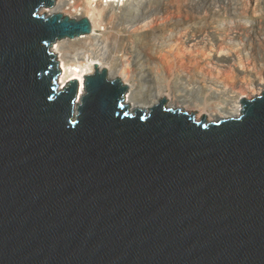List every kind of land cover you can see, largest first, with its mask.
<instances>
[{
    "label": "water",
    "instance_id": "water-1",
    "mask_svg": "<svg viewBox=\"0 0 264 264\" xmlns=\"http://www.w3.org/2000/svg\"><path fill=\"white\" fill-rule=\"evenodd\" d=\"M0 0V264H264V91L237 118L132 113L107 71L59 86L91 31Z\"/></svg>",
    "mask_w": 264,
    "mask_h": 264
},
{
    "label": "bare ground",
    "instance_id": "bare-ground-1",
    "mask_svg": "<svg viewBox=\"0 0 264 264\" xmlns=\"http://www.w3.org/2000/svg\"><path fill=\"white\" fill-rule=\"evenodd\" d=\"M77 2L82 5L79 15L90 21L91 31L55 42L52 51L57 55L61 71V88L76 80L81 96L84 76L93 74L97 66L98 71H107L109 80L119 79L128 87L124 103L131 111L149 110L166 97L170 109L197 112L198 119L205 115L208 122L237 118L241 114L240 100L259 96L264 91L261 63L264 53L251 47L264 39V33L260 34L264 29L251 19L262 13V0H186L181 6L188 10L187 20L169 18L167 0ZM114 2L104 14L100 11ZM155 26L175 30L170 34L182 46L160 56L163 58L159 64H153L155 70L150 72L145 70L146 57L135 38ZM239 37L242 41L236 43ZM152 41L155 42V37ZM171 45L172 41L166 44ZM204 49L208 52L204 53ZM174 66L180 70L170 79ZM234 75L240 77L238 83H234Z\"/></svg>",
    "mask_w": 264,
    "mask_h": 264
},
{
    "label": "rangeland",
    "instance_id": "rangeland-1",
    "mask_svg": "<svg viewBox=\"0 0 264 264\" xmlns=\"http://www.w3.org/2000/svg\"><path fill=\"white\" fill-rule=\"evenodd\" d=\"M167 2L170 4V7L166 10V12L167 13H169L168 14V17L169 18H171V19H178V18H180L181 20H187L188 19V16H187V9L186 8H183L181 5H182V3L183 2H186V0L184 1V0H167ZM173 2V3H172ZM115 4V2L114 3H109V5L107 4V5H105V6H103V7H101L100 8V11L104 14L105 12H107V10H109L110 9V7L111 6H113ZM105 7V8H104ZM107 7V8H106ZM103 9H104V11H103ZM262 11V13H260L259 12V16H257V17H255L254 19L253 18H251L252 19V21H254V22H256V23H260L259 24V26H261L260 27V29H264V14H263V10H261ZM187 13V14H186ZM41 14H45L44 13V10L41 12ZM170 14H172V15H170ZM186 16H187V18H186ZM177 17V18H176ZM168 29V30H167ZM170 28H167V27H160V26H155L154 27V29H152V30H150V31H145V33L144 32H142V33H140V34H137V36H136V38H135V40H138V48H140L141 49V52H142V55L144 56V58L146 59V61L143 63V64H145V66H146V68H145V70H147V71H153V70H155V69H153L154 67H153V64H155L156 62H158V64H159V62L161 61L160 59H162L163 57H160V56H166L167 55V53L168 52H170V51H175V49H177L178 47H180V46H182V45H180L179 44V42H175V41H177L175 38H173L172 36H171V34H173V33H175V30H173V29H170ZM153 30H154V32H153ZM161 30V31H160ZM167 30V31H166ZM158 31H160V32H158ZM160 33V34H158V33ZM154 33V34H153ZM157 35H156V34ZM171 33V34H170ZM263 33H264V31L262 30V33L260 32V34H262L263 35ZM142 34V35H141ZM163 34V35H162ZM150 35V36H149ZM155 35V36H154ZM160 35H162V36H160ZM170 36V37H166V36ZM261 35V36H262ZM155 37V42H153L152 40H153V38ZM164 36V37H163ZM141 37V38H140ZM144 37V38H143ZM146 37L148 38V40L146 39ZM158 37H161V38H158ZM263 38H264V35L262 36ZM168 38H170V39H168ZM242 37H240V39H241ZM142 39V40H141ZM146 39V40H145ZM167 39H168V41H167ZM140 40V41H139ZM150 40V41H149ZM157 40V41H156ZM162 42H161V41ZM147 41V42H146ZM148 41H149V43H148ZM170 41V43H171V41H172V45L171 46H166V44L168 43ZM240 41H242V39L240 40ZM263 41H264V39H263ZM263 41H257L258 43H255L254 42V44H252V48L253 49H255V48H257L258 50H260L259 51V53H264V43H263ZM142 42H143V44H142ZM157 42V44H155ZM163 42H165V43H163ZM173 42H174V44H178L177 46L176 45H174L173 44ZM153 43V44H152ZM141 44V45H140ZM151 44V45H150ZM155 45V46H154ZM163 45V46H162ZM146 46V47H145ZM151 46V47H150ZM257 46V47H256ZM53 47H54V45H53ZM148 47V48H147ZM156 47V48H155ZM170 47V48H169ZM144 48V49H143ZM160 50H159V49ZM146 49V50H145ZM154 51H153V50ZM158 49V50H157ZM262 49V50H261ZM146 52H145V51ZM147 50H149V51H147ZM156 50V51H155ZM165 50V51H164ZM205 51H204V53L206 52H208L206 49H204ZM153 51V52H152ZM149 53V54H148ZM154 53V54H153ZM158 53L160 54V55H158ZM152 54V55H151ZM164 54V55H163ZM147 55V56H146ZM157 56H159L158 58H157ZM144 59V60H145ZM148 59V60H147ZM150 59V60H149ZM155 61V62H153V61ZM151 61H152V63H151ZM254 61H258V59L256 60V58L254 59ZM147 63V64H146ZM256 63H259V62H256ZM261 63H263L264 64V57H262V59H261ZM150 64V65H149ZM157 64V63H156ZM174 67H175V69H174ZM173 67V69H172V77L171 76H169L170 77V79H173L176 75H175V73H177V71L178 70H180L179 68H177L176 66H174ZM148 68V69H147ZM162 70H163V68H162ZM150 71V72H151ZM174 73V74H173ZM151 76V75H150ZM149 76V77H150ZM248 78H249V76H248ZM247 78V79H248ZM233 81H234V83H238L240 80V77H238V76H236V75H234L233 76ZM246 79V78H245ZM250 96V94L249 95H247V97H249ZM254 97H256V96H253V97H249L250 99H252V98H254ZM165 107H166V109H170L168 106H167V103L165 104ZM131 110V109H130ZM175 110H179V111H181V112H184V113H186V114H188V115H191V113H193V112H191V111H187V110H185V109H180V108H178V109H175ZM134 110H132L130 113H132ZM145 111V113H148L149 111L148 110H144ZM194 119H195V121H197V122H200V119H198L197 117H196V115L194 116ZM206 122H208L207 120H206ZM214 122H217V121H212V122H208V123H214Z\"/></svg>",
    "mask_w": 264,
    "mask_h": 264
},
{
    "label": "built area",
    "instance_id": "built-area-1",
    "mask_svg": "<svg viewBox=\"0 0 264 264\" xmlns=\"http://www.w3.org/2000/svg\"><path fill=\"white\" fill-rule=\"evenodd\" d=\"M76 1V2H75ZM78 0H54V5L50 9H46V14H62L63 16H67L71 19H80V9L82 10V5ZM264 2V0H262ZM264 14V7H263ZM240 41V37L236 38L235 42L238 43ZM53 48V47H52ZM57 56V55H56Z\"/></svg>",
    "mask_w": 264,
    "mask_h": 264
}]
</instances>
